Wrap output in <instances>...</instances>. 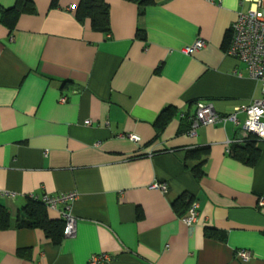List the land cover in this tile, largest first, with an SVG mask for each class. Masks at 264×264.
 <instances>
[{
  "label": "crops",
  "instance_id": "1",
  "mask_svg": "<svg viewBox=\"0 0 264 264\" xmlns=\"http://www.w3.org/2000/svg\"><path fill=\"white\" fill-rule=\"evenodd\" d=\"M32 2L35 14L12 32L0 23V204L15 220L31 196L76 192V227L59 244L41 230H0V264H88L98 253L111 257L104 264H264V140L249 166L227 151L247 136L244 113L237 126L200 125L193 135L183 125L199 101L225 116L261 98V83L226 53L249 2L153 0L140 16L134 2L106 0L109 34L76 20L80 0ZM197 39L206 46L184 54ZM181 196L198 205L189 226L174 205Z\"/></svg>",
  "mask_w": 264,
  "mask_h": 264
},
{
  "label": "built area",
  "instance_id": "2",
  "mask_svg": "<svg viewBox=\"0 0 264 264\" xmlns=\"http://www.w3.org/2000/svg\"><path fill=\"white\" fill-rule=\"evenodd\" d=\"M244 1L249 2V7L245 11H240L236 20L231 24L229 29L230 41L226 53L243 64L252 79L261 83L262 96L248 105L236 107L233 113L225 116L217 114L211 103L197 102L196 110L189 118L191 121L190 135L195 134L200 125L231 121L237 126L240 124L237 114L244 113L245 119L241 125L242 132L245 135H253L257 140H264V0ZM205 46V40L197 39L190 46L185 47L182 52L191 55ZM65 100L66 97L63 96L61 101L65 102ZM84 123L88 125L89 121ZM126 137L133 142L139 141L138 136L133 134ZM227 151L229 153V149ZM152 188L165 192L167 186L164 183H156ZM76 197V192L39 197L48 210L59 212L60 218L65 221L64 237L71 236L75 232L76 222L70 211V204ZM61 204H64L65 207L58 211ZM259 206H264V200L259 201ZM197 217L198 205L196 202H192L186 215L182 217V222L189 226L196 222ZM250 256L251 254L247 250H241L237 253V257L243 262L247 261ZM110 260L111 257L107 253L92 254L88 259V264H104Z\"/></svg>",
  "mask_w": 264,
  "mask_h": 264
},
{
  "label": "trees",
  "instance_id": "3",
  "mask_svg": "<svg viewBox=\"0 0 264 264\" xmlns=\"http://www.w3.org/2000/svg\"><path fill=\"white\" fill-rule=\"evenodd\" d=\"M134 2L139 6V15L141 16L146 6L152 4L153 0H126ZM56 6V0H52L50 7ZM35 6L32 0H16L12 7L4 8L0 6V23L10 32L15 28L18 18L23 14H35ZM78 22L83 23L88 20L93 31L103 34L110 32V7L106 0H80L74 11ZM172 107H167L159 114L155 125L162 128L169 120V113ZM191 115L184 117V128L188 130L191 125L189 120ZM258 141L253 135H247L241 142L234 143L229 149L232 158L246 165L253 166L258 157ZM204 160L198 162L192 168V173L196 179H200L204 174ZM193 200L186 202L184 196L179 197L174 205L176 208L185 207L187 210ZM65 221L62 218L52 219L48 215V209L44 206L39 197H30L27 203L21 208L15 220L10 217L9 210L0 204V230L10 228H28L41 230L44 236L53 244H59L64 238ZM204 235L207 237H218V232L214 228H205ZM23 254L22 251L18 252Z\"/></svg>",
  "mask_w": 264,
  "mask_h": 264
}]
</instances>
